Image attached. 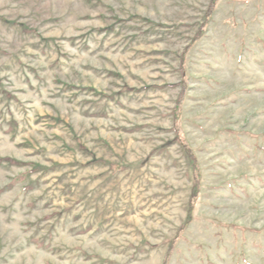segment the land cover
<instances>
[{"label":"rangeland","instance_id":"1","mask_svg":"<svg viewBox=\"0 0 264 264\" xmlns=\"http://www.w3.org/2000/svg\"><path fill=\"white\" fill-rule=\"evenodd\" d=\"M211 2L0 0V264H264V0Z\"/></svg>","mask_w":264,"mask_h":264},{"label":"trees","instance_id":"2","mask_svg":"<svg viewBox=\"0 0 264 264\" xmlns=\"http://www.w3.org/2000/svg\"><path fill=\"white\" fill-rule=\"evenodd\" d=\"M216 0H212L211 5H210V9L212 10V8L215 6ZM185 147V146H184Z\"/></svg>","mask_w":264,"mask_h":264}]
</instances>
